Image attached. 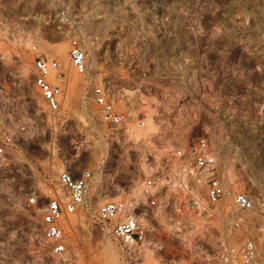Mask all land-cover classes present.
<instances>
[{
	"label": "rangeland",
	"instance_id": "obj_1",
	"mask_svg": "<svg viewBox=\"0 0 264 264\" xmlns=\"http://www.w3.org/2000/svg\"><path fill=\"white\" fill-rule=\"evenodd\" d=\"M72 36L86 50L94 81L141 127L109 134L99 122L84 78L69 64ZM0 42V129L14 139L0 161V264L208 263L223 241L220 226L187 224L173 206H162L184 194L172 150L198 137L221 159L227 189L264 204V0H0ZM32 44L65 72L59 115L48 112L33 85ZM84 169L93 176L90 210L130 201L148 219L145 244L125 254L77 214L63 224L64 254L34 250L40 204L25 201L61 171L77 176ZM157 171L161 183L151 191L162 198L148 208L145 181ZM244 217L226 242L250 237L264 264V214Z\"/></svg>",
	"mask_w": 264,
	"mask_h": 264
},
{
	"label": "built area",
	"instance_id": "obj_2",
	"mask_svg": "<svg viewBox=\"0 0 264 264\" xmlns=\"http://www.w3.org/2000/svg\"><path fill=\"white\" fill-rule=\"evenodd\" d=\"M60 15L64 21H69L64 12ZM29 52L33 85L48 112L52 116L59 115L65 89V72L56 58L40 52L36 44L29 47ZM4 58L5 51L0 42V61ZM68 60L74 72L84 78L87 98L95 105L99 122L108 129L109 134L120 131L129 133L143 125L141 120L131 122L130 114L110 97L107 88L94 81L87 70L86 50L81 41L73 36L69 41ZM13 144L10 131L0 129V161L5 160ZM170 156L178 188L184 194L178 202L162 200V206H173L187 224L208 226L217 223L220 226L218 233L223 241L206 264H262L256 244L250 237L233 244L226 241L243 228L246 213L259 211L264 214V204L256 205L248 194L227 189L222 178V161L211 148L208 138L198 137L182 142L172 150ZM92 178V172L87 169L77 176L69 170H63L52 184L43 187L41 195L27 198L26 206L40 204L41 234L34 240V250L38 254L57 257L66 252L63 224L68 216L77 214H85L98 224L125 254L145 244L149 233L148 219L143 213H136L137 208L130 201L111 199L101 203L96 211L90 210L87 193ZM160 183L159 171L156 177L151 176L145 181L146 207L159 205L158 200L162 197L159 192L151 191V188ZM225 197H230L229 204L225 202Z\"/></svg>",
	"mask_w": 264,
	"mask_h": 264
},
{
	"label": "bare ground",
	"instance_id": "obj_3",
	"mask_svg": "<svg viewBox=\"0 0 264 264\" xmlns=\"http://www.w3.org/2000/svg\"><path fill=\"white\" fill-rule=\"evenodd\" d=\"M56 50L58 51V52H62L63 50H62V48L61 47H56ZM66 221H64V223H65Z\"/></svg>",
	"mask_w": 264,
	"mask_h": 264
}]
</instances>
